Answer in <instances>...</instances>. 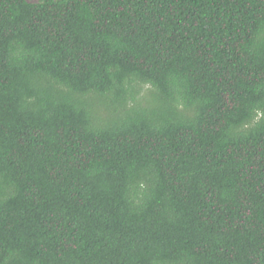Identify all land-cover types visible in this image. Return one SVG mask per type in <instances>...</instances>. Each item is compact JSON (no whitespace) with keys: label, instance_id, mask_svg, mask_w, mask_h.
<instances>
[{"label":"trees","instance_id":"obj_1","mask_svg":"<svg viewBox=\"0 0 264 264\" xmlns=\"http://www.w3.org/2000/svg\"><path fill=\"white\" fill-rule=\"evenodd\" d=\"M0 264H264V0H0Z\"/></svg>","mask_w":264,"mask_h":264},{"label":"rangeland","instance_id":"obj_2","mask_svg":"<svg viewBox=\"0 0 264 264\" xmlns=\"http://www.w3.org/2000/svg\"><path fill=\"white\" fill-rule=\"evenodd\" d=\"M28 1L35 2V1H37V0H28Z\"/></svg>","mask_w":264,"mask_h":264}]
</instances>
